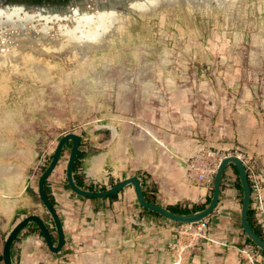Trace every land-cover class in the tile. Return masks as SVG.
<instances>
[{
	"label": "rangeland",
	"instance_id": "rangeland-1",
	"mask_svg": "<svg viewBox=\"0 0 264 264\" xmlns=\"http://www.w3.org/2000/svg\"><path fill=\"white\" fill-rule=\"evenodd\" d=\"M125 4L77 0L80 12L114 8V20L121 16L114 28L108 27L112 32L104 47L66 61L53 57L51 68L29 60L19 67L16 79L0 81L4 190L27 175L38 177L66 132L82 137L83 145L102 142L117 156H127L129 160L111 165L113 172L129 168L139 172L143 160L130 159L149 149L151 137L166 142L170 152L187 140L198 145L195 153H240L252 161L259 155L256 140L264 142V0L225 5L193 1L186 9L167 7L156 17L143 19ZM69 6L55 4L52 10L62 12ZM7 47L0 51V66L4 53H13V44ZM68 152L66 146L60 159L66 161ZM226 187L222 182L221 190ZM227 188H234L240 207L235 182ZM211 191L212 185L206 197ZM203 222L209 232L210 221ZM172 227L166 242L170 259L187 240L184 224ZM1 245L2 238L0 249ZM81 253L82 258L74 255L71 262L53 258L42 264H129L127 259L119 262L110 249Z\"/></svg>",
	"mask_w": 264,
	"mask_h": 264
},
{
	"label": "crops",
	"instance_id": "crops-1",
	"mask_svg": "<svg viewBox=\"0 0 264 264\" xmlns=\"http://www.w3.org/2000/svg\"><path fill=\"white\" fill-rule=\"evenodd\" d=\"M102 135V132L99 133V136ZM112 138L113 135H110ZM80 140L82 154L77 175L94 191H101V187L109 188L111 183L114 185L124 178L137 176L142 194L154 198V203L165 208L184 203L190 208L206 199L207 189L185 176L184 160L199 149L193 141H181L170 152L166 142L151 137L149 149L130 159L133 162L143 160V168L139 172L131 168L113 172V163H122L129 158L117 156L102 142H87V145H83L82 137ZM261 140H256L260 142L258 149L261 154L252 159L257 168L264 171V142ZM152 145L157 146L155 150ZM66 161L59 158L45 183L63 226L64 242L60 251H49L42 235L29 223L11 244L12 264H42L53 258L71 262L74 255L82 258L83 251L97 254L106 249L116 252L119 262L127 259L129 264H169L171 259L166 251V242L173 234L172 223L175 222L143 210L135 200L131 184L113 198L76 195L66 182ZM232 175L230 167L224 170L222 182L225 186H233ZM37 178L32 179L27 175L20 183L8 184L6 190L0 187L2 243L12 227L28 215L39 216L46 223L53 243H56L53 222L37 194ZM227 187L220 190L218 203L208 217V239L197 242L183 264H245L237 252L244 241L239 236V225H235L237 221L239 224L240 207L235 203L234 188ZM77 246L84 248L78 250ZM138 254L143 257L138 258ZM257 264H264L263 256Z\"/></svg>",
	"mask_w": 264,
	"mask_h": 264
},
{
	"label": "bare ground",
	"instance_id": "bare-ground-1",
	"mask_svg": "<svg viewBox=\"0 0 264 264\" xmlns=\"http://www.w3.org/2000/svg\"><path fill=\"white\" fill-rule=\"evenodd\" d=\"M202 5L208 0H128L125 7L140 19L156 17L167 7L180 6L186 9L192 2ZM235 0H213L217 4H228ZM114 8L90 11L78 14L74 9H68L59 14L39 15L37 10L26 13H5L0 16V51L14 46L13 53L5 55L4 63L0 66V81L13 80L19 76L18 69L29 60L41 61L51 68L54 57L66 61L72 56H81L89 50L101 49L107 37L112 32L104 27L114 28L116 21ZM104 26V27H103ZM84 37V38H83ZM0 53V56L3 53Z\"/></svg>",
	"mask_w": 264,
	"mask_h": 264
},
{
	"label": "water",
	"instance_id": "water-1",
	"mask_svg": "<svg viewBox=\"0 0 264 264\" xmlns=\"http://www.w3.org/2000/svg\"><path fill=\"white\" fill-rule=\"evenodd\" d=\"M94 2H96V0H94ZM110 17L112 19L113 15H111ZM108 27L109 25L105 26L104 30L107 31ZM105 128L115 131V129L111 126H105ZM67 141H70L71 146H70V150H69L66 165H65V177H66V182H67L68 187L76 195H79L82 197H89V198L106 197L108 195L118 193L125 186L131 184L133 187V193L135 196V200L140 207L145 208L150 211H154L158 213L160 216L169 219L170 221L179 222L182 224H190V223L202 221L203 219H205L207 216H209L213 212V210L215 209L218 203L222 174L229 164H233L236 168L237 177H238V180L241 186V191H242L240 210H239L240 228L243 231L244 235L253 243V245L264 253V239L254 231V229L249 225L248 220H247V212L249 208V199H250V189H249V185H248V181L246 177L245 168L243 166L242 161L238 157L231 155V156H226L221 160L214 174L210 201L203 209L189 213V214H175L157 203H154L152 201H147L143 197L142 189L140 185V179L137 176H131L128 178H124L118 181L117 183H115L113 186L106 188L104 190H101V191H89V190L79 188L73 180L72 168H73V163H74V160L76 158L77 151L79 148L80 137L74 132H69V133H65L58 139L47 166L39 174L37 178V194L40 198L42 205L47 210L53 222V226H54L56 236H57L56 243L55 244L53 243L51 233L46 223L37 215H28L24 217L23 219H21L18 223H16L12 227V229L9 231L6 238L4 239L1 245V249H0V256H1L0 264H12L11 257H10L11 244L14 241L17 234L29 223H34L38 227L43 237L44 243L49 249V251L54 252V253L60 251L63 245V242H64L63 226H62V222L54 206L52 205L49 198L45 194L44 180L51 174V172L56 167L58 160L60 158L61 150Z\"/></svg>",
	"mask_w": 264,
	"mask_h": 264
},
{
	"label": "built area",
	"instance_id": "built-area-1",
	"mask_svg": "<svg viewBox=\"0 0 264 264\" xmlns=\"http://www.w3.org/2000/svg\"><path fill=\"white\" fill-rule=\"evenodd\" d=\"M234 155L238 157L245 168L246 177L250 189L249 208L253 212L255 224L260 229L264 239V171L258 169L256 164L248 157L240 153H223L215 156L213 152L194 153L184 161L185 176L201 188L208 189L212 185L214 174L226 156ZM186 239L176 254L172 255L169 264H183L191 249L200 240L208 239V232L205 223L202 221L184 224ZM239 256L245 264H257L262 255L257 247L245 243L237 249ZM185 253V255H184Z\"/></svg>",
	"mask_w": 264,
	"mask_h": 264
},
{
	"label": "trees",
	"instance_id": "trees-1",
	"mask_svg": "<svg viewBox=\"0 0 264 264\" xmlns=\"http://www.w3.org/2000/svg\"><path fill=\"white\" fill-rule=\"evenodd\" d=\"M81 141V140H80ZM68 147L70 149V146H71V143L70 141H67L62 150H61V153H60V158L61 156L63 155L64 153V149L65 147ZM82 152L80 151V143H79V148H78V151H77V155H76V158L74 160V163H73V168H72V177H73V180L75 182V184L81 188V189H85V190H89V191H94L95 189L90 186V185H85L81 178L77 175V167H78V162H79V158L81 156ZM51 155L52 153L48 156L47 158V162L46 164L41 168V172L45 169V167L47 166L50 158H51ZM230 167L231 170H232V173L234 174V182H235V186L236 188L238 189L239 191V194H240V203H241V197H242V191H241V186H240V183H239V180H238V177H237V171H236V168L233 164H229L226 168ZM222 178H223V174H222ZM46 179L44 180V191H45V194L47 195V197L49 198L50 202L52 203L53 205V200L52 198L50 197L49 193H48V190L46 188ZM142 184V182H141ZM111 186H113V183H111ZM221 187H222V179H221V183H220V190H221ZM101 190H104L105 187H101L100 188ZM117 193H114V194H111V195H108L107 198H113L116 196ZM143 196L144 198L147 200V201H152V202H155L154 198H148L145 196V194L143 193ZM210 201V196L206 197L205 201L201 202V203H198V204H194L192 205L190 208H187V207H180L178 205L176 206H170V207H166L167 210L175 213V214H189V213H192V212H195V211H198V210H201L203 209ZM143 210H145L146 212H149V213H152L158 217H161L158 213L154 212V211H150V210H147L145 208H142ZM209 216H207L206 218H208ZM247 220H248V223L249 225L254 229V231L262 237V234L260 232V229L258 228V226L255 224V221H254V218H253V212L250 208H248V212H247ZM175 223H179V222H175ZM31 225L40 233L38 227L34 224V223H31ZM240 227V225H239ZM242 234H243V238H244V241L243 243H249V244H252L253 243L244 235L243 231L241 230ZM41 234V233H40ZM261 255L264 257V253L259 250ZM0 259H1V256H0Z\"/></svg>",
	"mask_w": 264,
	"mask_h": 264
},
{
	"label": "flooded vegetation",
	"instance_id": "flooded-vegetation-1",
	"mask_svg": "<svg viewBox=\"0 0 264 264\" xmlns=\"http://www.w3.org/2000/svg\"><path fill=\"white\" fill-rule=\"evenodd\" d=\"M76 1L77 0H0V16H2L5 13H20V12L26 13L31 10H37V13L39 15H44L46 13L49 14L61 13V11L54 12L52 10V7L55 4H58L60 6L70 5L68 9L69 8L74 9L77 13L82 14L83 12H80L79 8L75 5ZM122 2L126 3L128 2V0H122ZM67 10H64L62 12H66Z\"/></svg>",
	"mask_w": 264,
	"mask_h": 264
}]
</instances>
